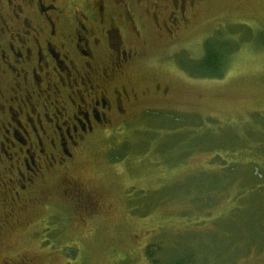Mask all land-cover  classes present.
I'll use <instances>...</instances> for the list:
<instances>
[{"label":"rangeland","instance_id":"1","mask_svg":"<svg viewBox=\"0 0 264 264\" xmlns=\"http://www.w3.org/2000/svg\"><path fill=\"white\" fill-rule=\"evenodd\" d=\"M194 9L177 43L151 54V60L160 54L165 61L147 70L143 83L134 74L136 88L150 91L128 110L127 123H115L77 154L71 175L98 206L77 211L53 181L54 193L34 213L41 225L32 228L48 224L49 232L17 235V251L36 256L37 264H152V258L166 264L165 253L185 250L196 254L192 264H264V240L245 252L226 242L237 225L221 235L244 174L227 177L230 182L224 177V192L196 200L198 180L230 163L256 162L264 172V140L258 139L264 135V0H210ZM217 34L236 44L218 78L193 77L167 57L174 55L178 64L195 61L205 40ZM156 83L170 85L166 97L153 93ZM111 149L123 156L112 162Z\"/></svg>","mask_w":264,"mask_h":264},{"label":"flooded vegetation","instance_id":"2","mask_svg":"<svg viewBox=\"0 0 264 264\" xmlns=\"http://www.w3.org/2000/svg\"><path fill=\"white\" fill-rule=\"evenodd\" d=\"M209 1L0 0V264H37L13 238L49 232L32 228L53 181L77 211L98 206L71 175L77 154L127 123L150 91L134 74L143 83L165 61L151 54L176 44ZM151 88L166 97L170 85Z\"/></svg>","mask_w":264,"mask_h":264},{"label":"trees","instance_id":"3","mask_svg":"<svg viewBox=\"0 0 264 264\" xmlns=\"http://www.w3.org/2000/svg\"><path fill=\"white\" fill-rule=\"evenodd\" d=\"M235 46L236 44L231 40L222 38L217 34V36L215 35L214 37L205 40L203 54L199 59L195 61L186 60L183 63L181 62L180 66L193 77L218 78L221 76L223 67L226 65V58L229 57ZM161 115L164 119H168L171 124L178 123L177 118L168 117L167 115H164V113H161ZM150 116L156 118L158 115ZM258 139H262L263 141L264 135L258 136ZM221 142L223 143V140ZM122 156L123 155L116 156L114 149L109 151V158L112 162L119 160ZM237 162L238 163H230V166L227 165V167H223L221 172H215L210 175L208 180H203L204 182L201 181L202 179H199L198 184L200 189L197 192L196 200L199 203H202L206 201V197L207 199L212 198L217 196L219 192H224L227 189L226 186L228 182H230L227 177L232 176V178H236L238 172L245 175L243 182H241V185L243 184L244 188L235 191L230 199L233 203L230 210L231 218L227 220L226 223L222 224L223 232L221 235L224 236L226 229L229 226L237 225L238 227L231 228V237L227 239L226 242H228L231 247L240 246L242 251L246 252L248 246L251 245L253 241L257 239H260L261 241L264 240V202L260 200L264 194V172L263 168H261L256 162ZM224 177L225 179H228V182L225 184H223L222 181ZM243 216L245 217V222L244 224H240L239 222ZM231 230L229 229V232ZM187 234L188 233H185L183 235ZM215 234L220 235L217 232H215ZM241 252L236 256H240ZM195 257V252L190 250H185L181 253L175 251L170 254L165 253L164 263L192 264L196 259ZM151 260L152 264H159L158 261H160L155 260L154 258Z\"/></svg>","mask_w":264,"mask_h":264}]
</instances>
